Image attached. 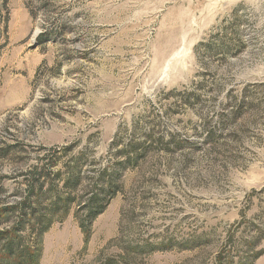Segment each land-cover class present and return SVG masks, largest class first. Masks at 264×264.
I'll return each mask as SVG.
<instances>
[{"label": "rangeland", "instance_id": "obj_1", "mask_svg": "<svg viewBox=\"0 0 264 264\" xmlns=\"http://www.w3.org/2000/svg\"><path fill=\"white\" fill-rule=\"evenodd\" d=\"M0 264H264V0H0Z\"/></svg>", "mask_w": 264, "mask_h": 264}, {"label": "trees", "instance_id": "obj_2", "mask_svg": "<svg viewBox=\"0 0 264 264\" xmlns=\"http://www.w3.org/2000/svg\"><path fill=\"white\" fill-rule=\"evenodd\" d=\"M6 1V0H5ZM227 48L226 45L223 47ZM120 140L116 138L112 142V147L119 145ZM145 156V149H137L133 143H128L122 146L121 149L116 150L111 154L107 166L98 174L96 179L91 178L88 181L89 188L86 189L85 194L82 195V211H84L81 228L85 233L92 221L100 215L108 206L110 200L120 190V178L122 172L127 166H135ZM81 183V175L75 171L74 175L68 177L62 184V189L71 191L77 190ZM42 186V184H40ZM70 191V192H71ZM62 201L63 206H68L75 201V197L67 195L65 198H58L50 204V208L57 209L59 201ZM25 203V201L23 202ZM22 203V204H23ZM53 211L51 212L52 215ZM51 219H43V223L38 230L39 234L44 233L50 223ZM10 252V250H7Z\"/></svg>", "mask_w": 264, "mask_h": 264}]
</instances>
